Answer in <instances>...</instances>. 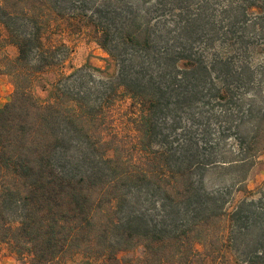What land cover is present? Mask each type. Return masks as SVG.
<instances>
[{"label": "trees", "instance_id": "trees-1", "mask_svg": "<svg viewBox=\"0 0 264 264\" xmlns=\"http://www.w3.org/2000/svg\"><path fill=\"white\" fill-rule=\"evenodd\" d=\"M88 1L0 0V248L19 264H264V197L228 211L205 181L264 153V0ZM64 25L94 34L111 77L43 82L68 58L49 37ZM117 94L135 108L124 136L106 127Z\"/></svg>", "mask_w": 264, "mask_h": 264}, {"label": "rangeland", "instance_id": "rangeland-1", "mask_svg": "<svg viewBox=\"0 0 264 264\" xmlns=\"http://www.w3.org/2000/svg\"><path fill=\"white\" fill-rule=\"evenodd\" d=\"M77 2V0H72ZM137 3L142 10L155 4L156 0H129ZM91 4H103L104 0H89ZM90 14V11H86ZM68 25V24H67ZM64 25L61 30L52 29L49 37L52 42L64 44L67 50L59 54V58L64 56L67 60L59 67L51 68L44 72L41 79L46 84L55 82L60 76L69 75L74 69L90 66L99 72H93L97 78L111 77L115 72V67L108 55L100 49L94 42V34L89 29H82L80 32L73 30L70 26ZM9 58H14L16 49L9 47L4 52ZM257 62L264 63V55H260ZM13 87L6 77H0V107L11 97ZM40 94V93H38ZM42 94V93H41ZM43 95V94H42ZM135 108L131 106V101L122 95H115L108 100L106 114L108 120L106 127L108 131L122 136L131 133V120ZM111 132L109 134L113 135ZM229 141L227 145H230ZM250 168L231 171H211L206 175V186L211 191H223L226 200V209L230 211L233 206L244 198L264 197V153L251 161ZM201 251V248L198 247ZM132 255V254H131ZM124 256V255H122ZM19 264V263H16Z\"/></svg>", "mask_w": 264, "mask_h": 264}, {"label": "crops", "instance_id": "crops-1", "mask_svg": "<svg viewBox=\"0 0 264 264\" xmlns=\"http://www.w3.org/2000/svg\"><path fill=\"white\" fill-rule=\"evenodd\" d=\"M13 257L5 254V251L0 248V264H16Z\"/></svg>", "mask_w": 264, "mask_h": 264}]
</instances>
